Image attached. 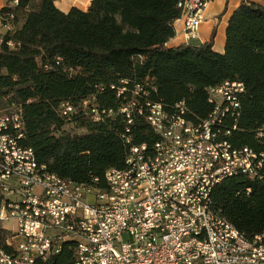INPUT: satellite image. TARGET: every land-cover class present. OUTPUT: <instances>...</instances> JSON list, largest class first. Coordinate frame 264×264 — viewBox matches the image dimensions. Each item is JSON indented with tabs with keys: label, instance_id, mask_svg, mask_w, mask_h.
<instances>
[{
	"label": "trees",
	"instance_id": "1",
	"mask_svg": "<svg viewBox=\"0 0 264 264\" xmlns=\"http://www.w3.org/2000/svg\"><path fill=\"white\" fill-rule=\"evenodd\" d=\"M57 1L7 0L0 9L8 28L0 33V111L21 109L23 144L50 171L106 188V171L124 168L131 146L158 140L147 121L148 102L168 110L184 102L196 122L213 110L208 89L228 80L246 87L230 141L264 153V5L259 0H241L231 14L223 53L214 50L216 28L207 43L168 46L183 0H92L87 11L68 12ZM133 100L127 117L120 109ZM63 102L76 109L71 120L60 112ZM212 203L211 210L252 240L264 231V167L254 179L239 173L219 182ZM74 261L75 243L67 241L60 253L35 264Z\"/></svg>",
	"mask_w": 264,
	"mask_h": 264
},
{
	"label": "built area",
	"instance_id": "2",
	"mask_svg": "<svg viewBox=\"0 0 264 264\" xmlns=\"http://www.w3.org/2000/svg\"><path fill=\"white\" fill-rule=\"evenodd\" d=\"M208 1L179 3L187 39L200 37ZM245 92L238 80L210 87L214 122L200 119V127H192L184 102L171 110L148 102L147 121L158 140L131 146L125 167L106 171L111 193L72 187L50 171L23 144L21 109L1 110L0 243L5 251H0V264L47 260L57 254L58 243L67 241L75 243L73 264H264L249 257L243 243L227 239L229 227L207 223L201 211L207 185L221 171L243 168L254 179L264 167V153L250 147L254 159H243L242 146L230 141ZM135 104L120 112L129 117ZM59 106L71 120L76 109L66 102ZM218 106H225L222 126H215ZM92 112L100 120L98 109ZM177 115L185 116V124L176 123ZM217 134H224V144H217ZM17 159L30 160V167H17ZM2 226H11V233H2ZM210 232H217L218 240H210ZM255 237L264 239V231Z\"/></svg>",
	"mask_w": 264,
	"mask_h": 264
},
{
	"label": "bare ground",
	"instance_id": "3",
	"mask_svg": "<svg viewBox=\"0 0 264 264\" xmlns=\"http://www.w3.org/2000/svg\"><path fill=\"white\" fill-rule=\"evenodd\" d=\"M225 106H218V111L216 113L215 118V126H222L226 123V113ZM214 122V115H209L205 119V123H213ZM176 123L178 124H185V116L184 115H177L176 116ZM192 127H200V120L193 121L192 120ZM225 143V136L224 134H217V144H224ZM243 159H254V151L250 147H241V153ZM17 167L20 168H28L30 167V160L24 159H17ZM239 173H243L247 175V169L243 168H234V169H224L220 172V175L217 176L216 179L213 181H209V185H207V192H206V199H203V204H201V211L204 217H207V223H214L219 222L222 226L229 227L227 232V239L228 240H236L238 243H243L245 245V252L249 253V257L253 258L254 260H261L264 259V239H257L254 237L252 240L247 239L246 237L242 236L239 230L233 225L230 224L229 221L219 216L213 210H211V202H212V192L214 187L224 179L228 178L229 176L236 175ZM250 177V176H249ZM253 178V177H251ZM69 182V185L72 187H80V188H87V185L76 183L74 181L66 180ZM98 182V179H96ZM89 191L95 192H102L103 193H111V186L107 185L106 188H100L93 185H89ZM2 231H6V233H11V226H2ZM210 240H218V233L217 232H210ZM64 243H58L57 246V254L60 253L62 249V245ZM254 249V250H253ZM0 251H5V247H1Z\"/></svg>",
	"mask_w": 264,
	"mask_h": 264
},
{
	"label": "crops",
	"instance_id": "4",
	"mask_svg": "<svg viewBox=\"0 0 264 264\" xmlns=\"http://www.w3.org/2000/svg\"><path fill=\"white\" fill-rule=\"evenodd\" d=\"M92 0H60L56 2L57 7L68 12L72 7H77L83 11L90 8ZM259 3L264 5V0H259ZM7 0H0V9L4 7ZM241 0H209L204 9V21L202 22L199 32L200 37L196 39H187L184 35V19L183 16L176 20L175 36L169 41L168 46H179L182 44L198 45L207 43L213 34L214 28L217 29L214 38V50L223 53L226 44V30L231 14L239 6ZM8 28L2 25L0 20V33L4 34Z\"/></svg>",
	"mask_w": 264,
	"mask_h": 264
},
{
	"label": "rangeland",
	"instance_id": "5",
	"mask_svg": "<svg viewBox=\"0 0 264 264\" xmlns=\"http://www.w3.org/2000/svg\"><path fill=\"white\" fill-rule=\"evenodd\" d=\"M65 128L68 129V130L70 129L69 126H66ZM81 132H82V131H78V130H77V131H74V133H81Z\"/></svg>",
	"mask_w": 264,
	"mask_h": 264
}]
</instances>
